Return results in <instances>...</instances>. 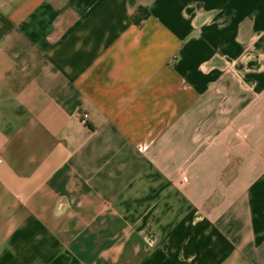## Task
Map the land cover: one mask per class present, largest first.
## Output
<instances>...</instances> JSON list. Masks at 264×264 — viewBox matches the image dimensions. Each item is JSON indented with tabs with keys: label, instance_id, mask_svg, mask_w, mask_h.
Listing matches in <instances>:
<instances>
[{
	"label": "crops",
	"instance_id": "1",
	"mask_svg": "<svg viewBox=\"0 0 264 264\" xmlns=\"http://www.w3.org/2000/svg\"><path fill=\"white\" fill-rule=\"evenodd\" d=\"M0 264H264V0H0Z\"/></svg>",
	"mask_w": 264,
	"mask_h": 264
},
{
	"label": "trees",
	"instance_id": "2",
	"mask_svg": "<svg viewBox=\"0 0 264 264\" xmlns=\"http://www.w3.org/2000/svg\"><path fill=\"white\" fill-rule=\"evenodd\" d=\"M148 16V11L144 7H139L136 11L135 23L140 25Z\"/></svg>",
	"mask_w": 264,
	"mask_h": 264
},
{
	"label": "built area",
	"instance_id": "3",
	"mask_svg": "<svg viewBox=\"0 0 264 264\" xmlns=\"http://www.w3.org/2000/svg\"><path fill=\"white\" fill-rule=\"evenodd\" d=\"M86 119H87V115H86V114H82V115H81V118H80V122H81L82 124H85V123H86Z\"/></svg>",
	"mask_w": 264,
	"mask_h": 264
},
{
	"label": "water",
	"instance_id": "4",
	"mask_svg": "<svg viewBox=\"0 0 264 264\" xmlns=\"http://www.w3.org/2000/svg\"><path fill=\"white\" fill-rule=\"evenodd\" d=\"M244 134H245V133H244ZM229 168H230V167H229ZM229 168H228V169H229ZM228 171H230V169H229Z\"/></svg>",
	"mask_w": 264,
	"mask_h": 264
},
{
	"label": "rangeland",
	"instance_id": "5",
	"mask_svg": "<svg viewBox=\"0 0 264 264\" xmlns=\"http://www.w3.org/2000/svg\"><path fill=\"white\" fill-rule=\"evenodd\" d=\"M211 1H215V0H211ZM185 19V18H184Z\"/></svg>",
	"mask_w": 264,
	"mask_h": 264
}]
</instances>
